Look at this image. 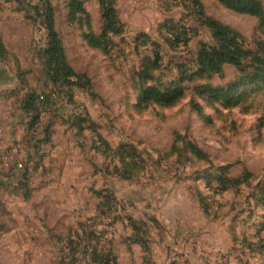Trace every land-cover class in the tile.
Returning <instances> with one entry per match:
<instances>
[{
	"label": "rangeland",
	"instance_id": "obj_1",
	"mask_svg": "<svg viewBox=\"0 0 264 264\" xmlns=\"http://www.w3.org/2000/svg\"><path fill=\"white\" fill-rule=\"evenodd\" d=\"M39 1L0 0V264H95L109 249L116 264H264V83L197 61L217 44L207 17L254 49L264 24L218 0H114L119 27L99 49L84 37L101 32L99 0L76 20L51 0L90 82L55 83ZM235 83L228 99L196 91ZM145 85L185 95L141 104Z\"/></svg>",
	"mask_w": 264,
	"mask_h": 264
},
{
	"label": "trees",
	"instance_id": "obj_2",
	"mask_svg": "<svg viewBox=\"0 0 264 264\" xmlns=\"http://www.w3.org/2000/svg\"><path fill=\"white\" fill-rule=\"evenodd\" d=\"M195 1V0H194ZM226 8L238 13L249 14L258 18L264 24V4L261 0H218ZM70 14L73 20L85 14L82 0H70ZM197 2V1H196ZM102 12L103 26L99 34L89 32L84 35L88 45L93 48H106L111 34L118 30L119 23L114 0H99ZM41 23L47 30V45L43 50L44 64L49 78L57 83L78 78L83 85L90 82L85 75L78 74L70 65L65 54L62 38L55 25L54 8L51 0H40L36 6ZM205 23L217 40L216 45H204L198 54L197 61L201 75H213L223 71L225 65L232 64L242 74V77L253 83H264V43L256 49L244 44L242 35L221 22L207 17ZM3 43L0 42V53L5 52ZM250 70V71H249ZM249 72V73H248ZM85 80L81 82L82 79ZM244 80V79H243ZM248 82V81H247ZM242 83H235L225 89L223 86L200 85L196 87L198 94L215 98L223 95L228 99L231 90ZM185 95L183 87L164 89L157 85L143 86L140 94V103H158L165 106L176 104ZM50 96H46L43 105L49 103ZM193 151L203 155L199 148ZM109 249L104 251L99 259L93 260L95 264H116V257H112ZM99 256V255H97Z\"/></svg>",
	"mask_w": 264,
	"mask_h": 264
}]
</instances>
